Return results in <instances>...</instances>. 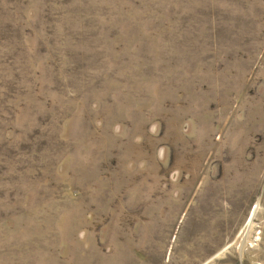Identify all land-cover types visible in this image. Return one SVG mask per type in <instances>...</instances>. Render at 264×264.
I'll return each instance as SVG.
<instances>
[{"label":"rangeland","instance_id":"1","mask_svg":"<svg viewBox=\"0 0 264 264\" xmlns=\"http://www.w3.org/2000/svg\"><path fill=\"white\" fill-rule=\"evenodd\" d=\"M0 264H264V0H0Z\"/></svg>","mask_w":264,"mask_h":264},{"label":"bare ground","instance_id":"2","mask_svg":"<svg viewBox=\"0 0 264 264\" xmlns=\"http://www.w3.org/2000/svg\"><path fill=\"white\" fill-rule=\"evenodd\" d=\"M257 209V208H256ZM256 209H255V211H256Z\"/></svg>","mask_w":264,"mask_h":264}]
</instances>
